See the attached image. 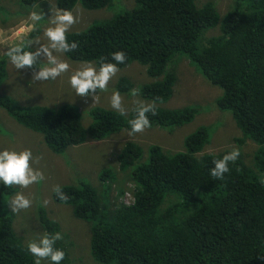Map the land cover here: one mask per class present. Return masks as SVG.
I'll list each match as a JSON object with an SVG mask.
<instances>
[{
	"label": "trees",
	"instance_id": "obj_1",
	"mask_svg": "<svg viewBox=\"0 0 264 264\" xmlns=\"http://www.w3.org/2000/svg\"><path fill=\"white\" fill-rule=\"evenodd\" d=\"M21 1L29 7L37 3ZM133 1L129 10L67 33L79 47L64 55L97 62L110 61L113 51H126L128 58L119 70L132 62L144 66L153 81L141 86L140 95L155 103L172 97L177 83L172 62L176 55L184 56L221 90L215 104L231 114L240 131L235 143L248 141L258 148L248 160L240 152L220 180L209 175V168L231 150L197 155L209 141L210 127L188 134L184 152L149 146L146 161L142 147L127 142L116 156L119 173L102 170L101 187L84 180L63 185L65 199L54 192L53 201L69 206L75 219L88 223L90 257L100 264H264V0H234L221 20L212 2L199 6L195 0ZM77 3L96 10L111 6L113 0H55V7L72 10ZM218 25V34L202 43L203 33ZM36 33L35 28L28 37ZM5 68V59L0 58V85L6 79ZM132 88L127 77L114 86L120 94ZM0 107L15 122L40 134L55 154L88 139L128 131L134 116L132 110L122 117L114 110L93 107L92 123L84 127L78 108L71 104L20 108L0 93ZM155 108V115L148 114L150 128L165 130L189 124L200 111L191 105ZM13 193L14 185H0V264H33L24 238L13 228L15 213L3 202ZM127 193L134 197L130 206L121 203ZM37 220L43 232H61L42 207ZM65 241L63 235L55 246L66 254L61 264H70Z\"/></svg>",
	"mask_w": 264,
	"mask_h": 264
},
{
	"label": "rangeland",
	"instance_id": "obj_2",
	"mask_svg": "<svg viewBox=\"0 0 264 264\" xmlns=\"http://www.w3.org/2000/svg\"><path fill=\"white\" fill-rule=\"evenodd\" d=\"M201 6L206 2H212L216 6L220 20L223 14L229 9L234 0H195ZM133 0H113L111 6L104 9L89 10L77 3L71 10L78 20L69 30L70 32L81 31L93 22L110 19L116 14L133 7ZM55 0H37L33 7L26 6L21 0H0V58L5 59L6 79L0 85V93L11 97L20 108L31 106L58 107L62 104H71L78 108L81 122L84 127L92 123L90 111L93 107H102L113 110L109 106V99L112 90L121 77H127L133 84V89L138 90L136 96L132 95V90L128 94H121L122 104L128 109V114L134 107V100H143L146 103L152 101L140 95V88L144 84H149L153 80L146 74V68L137 62H132L126 68L120 69L109 81L108 91L97 92L95 96L81 97L75 96L70 89L67 80L71 71L80 65V61L68 59L64 54L61 59H67L70 64L68 73L62 74L55 80L37 81L31 80V70H15L3 53L12 42H17L23 37L33 41L32 48L39 47L40 44H47L43 36V29L48 26V18L54 13ZM42 11L44 21L36 29L38 33L28 37L32 32L29 25L33 22L29 19L31 11ZM25 29L20 33L19 29ZM219 25L216 28L206 30L201 38L205 39L218 34ZM41 62L46 59L40 57ZM172 65L177 74V83L173 87L172 97L165 103H155L157 106L167 109L180 108L186 105L199 106V114L189 124L175 127L173 129L147 128L141 133L128 135V131L122 130L119 133L109 135L102 140H86V142L67 148L61 154L53 153L44 143L42 136L30 129H27L15 122L4 109L0 107V147L20 150L28 148L32 151L33 157L38 159V163L32 164L34 168L40 169L45 179L39 184H32L27 188L14 185V193L6 197L3 202L6 210H11L9 201L16 193L21 192L32 200V205L28 209H21L13 212V228L16 233H20L25 243L35 237L38 232H43L38 224L37 212L43 207L46 213L57 221L61 232L66 238L65 244L69 254L70 264H100L90 257L89 246V225L77 220L72 216L69 206L61 205L53 201L52 195L56 187L68 184H76L84 180L93 186L101 187L99 183V173L104 169H110L116 175V156L127 142H134L141 146L144 155L143 161L147 160V150L151 145H159L167 153L184 152L185 137L202 126L210 127L208 143L197 154H215L224 150L238 148L246 159H250L251 153L258 145L245 141L242 145L235 143V138L241 137L240 131L235 127V123L229 112H221L217 109L215 100L221 94V90L210 85L195 68L189 64L186 57L176 55ZM115 111V110H114ZM31 163V162H30ZM118 183L114 181L113 187ZM177 198V195H172ZM201 197V193H196ZM2 201V198H0ZM47 201V204L44 203Z\"/></svg>",
	"mask_w": 264,
	"mask_h": 264
},
{
	"label": "clouds",
	"instance_id": "obj_3",
	"mask_svg": "<svg viewBox=\"0 0 264 264\" xmlns=\"http://www.w3.org/2000/svg\"><path fill=\"white\" fill-rule=\"evenodd\" d=\"M29 19L33 22L28 29L31 31L44 21V13L37 10L31 11ZM77 20L78 17L74 16L71 10L57 8L48 18V26L43 29L42 34L47 44H40L33 49V41L21 37L17 42L10 43L3 55L15 70L30 69L33 82L55 80L62 74L68 73L71 67L67 59H61L60 55L72 53L79 47L76 41H69L67 38V33ZM19 32L23 33L25 29L21 28ZM40 57L46 59V62H41ZM110 57V61L107 58L97 62L85 60L71 71L67 83L75 96L92 97L98 91H108L109 81L119 71L118 65L124 64L128 58L126 51L123 50L111 52ZM137 93L138 90H132L133 96ZM133 105L134 116L128 122L130 136L150 128L148 114L156 113L155 102L134 100ZM109 106L122 117L128 115V109L122 104V97L118 90H112ZM239 156L240 150L234 148L221 158L213 160L209 175L222 180L230 171L229 164L234 163ZM35 163H38V159L33 157L32 151L28 148L16 150L0 147V185H18L21 188H27L32 184L41 183L45 176L40 169L32 166ZM54 192L60 199H65L59 186L54 189ZM44 203L47 204V201ZM9 204L11 210L17 212L31 207L32 200L21 192H16L10 198ZM62 239L61 232L36 233L35 237L26 244L27 251L33 257V264H61L66 254L55 245Z\"/></svg>",
	"mask_w": 264,
	"mask_h": 264
},
{
	"label": "bare ground",
	"instance_id": "obj_4",
	"mask_svg": "<svg viewBox=\"0 0 264 264\" xmlns=\"http://www.w3.org/2000/svg\"><path fill=\"white\" fill-rule=\"evenodd\" d=\"M128 188H132V186L128 185ZM134 197L131 196V194L127 193L123 198H122V204L126 206H130L133 204Z\"/></svg>",
	"mask_w": 264,
	"mask_h": 264
}]
</instances>
